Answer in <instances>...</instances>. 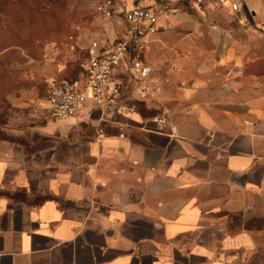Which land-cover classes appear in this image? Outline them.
<instances>
[{"label":"crops","instance_id":"obj_1","mask_svg":"<svg viewBox=\"0 0 264 264\" xmlns=\"http://www.w3.org/2000/svg\"><path fill=\"white\" fill-rule=\"evenodd\" d=\"M239 1L227 16L129 0L181 13L148 39L156 90L125 138L87 114L45 115L47 161L0 140V264H264L259 232L235 223L264 211V80L248 74L264 60V0Z\"/></svg>","mask_w":264,"mask_h":264},{"label":"rangeland","instance_id":"obj_2","mask_svg":"<svg viewBox=\"0 0 264 264\" xmlns=\"http://www.w3.org/2000/svg\"><path fill=\"white\" fill-rule=\"evenodd\" d=\"M97 1L0 0V140L20 145L28 162L49 160L55 144L42 129L49 123L46 82L55 75L74 77L89 41L112 39L114 28L120 29L96 14ZM248 74L264 80V63ZM81 132L94 131L85 125ZM235 223L259 232L264 242V211Z\"/></svg>","mask_w":264,"mask_h":264},{"label":"built area","instance_id":"obj_3","mask_svg":"<svg viewBox=\"0 0 264 264\" xmlns=\"http://www.w3.org/2000/svg\"><path fill=\"white\" fill-rule=\"evenodd\" d=\"M189 12L201 15L214 12L235 16L242 11L238 0H184ZM96 14L116 24L114 37L91 39L85 58L74 77H59L46 83L43 111L52 121H66L81 115L98 114L99 135L109 123H116L119 137L139 113L137 103L150 98L156 90L151 79L152 67L146 62L150 36L164 27L160 20L181 13L177 8L154 9L129 0H98ZM122 118L124 121H117ZM149 123L166 126L167 119L157 115Z\"/></svg>","mask_w":264,"mask_h":264},{"label":"trees","instance_id":"obj_4","mask_svg":"<svg viewBox=\"0 0 264 264\" xmlns=\"http://www.w3.org/2000/svg\"><path fill=\"white\" fill-rule=\"evenodd\" d=\"M23 9V8H22ZM263 64L264 63V60H261V61H259L258 62V64ZM137 106L140 108L141 107V109H140V111H141V114H143V115H145L146 114V110L144 109V108H142V104H140V103H137ZM144 107V106H143Z\"/></svg>","mask_w":264,"mask_h":264},{"label":"water","instance_id":"obj_5","mask_svg":"<svg viewBox=\"0 0 264 264\" xmlns=\"http://www.w3.org/2000/svg\"><path fill=\"white\" fill-rule=\"evenodd\" d=\"M138 5V4H137Z\"/></svg>","mask_w":264,"mask_h":264}]
</instances>
